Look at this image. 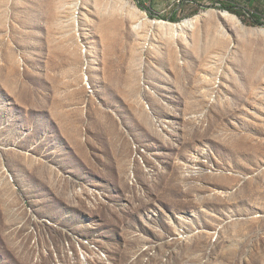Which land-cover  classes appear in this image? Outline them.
I'll return each mask as SVG.
<instances>
[{"label":"rangeland","instance_id":"1","mask_svg":"<svg viewBox=\"0 0 264 264\" xmlns=\"http://www.w3.org/2000/svg\"><path fill=\"white\" fill-rule=\"evenodd\" d=\"M0 264H264V0H0Z\"/></svg>","mask_w":264,"mask_h":264},{"label":"bare ground","instance_id":"2","mask_svg":"<svg viewBox=\"0 0 264 264\" xmlns=\"http://www.w3.org/2000/svg\"><path fill=\"white\" fill-rule=\"evenodd\" d=\"M184 23L179 24V26L183 25Z\"/></svg>","mask_w":264,"mask_h":264}]
</instances>
